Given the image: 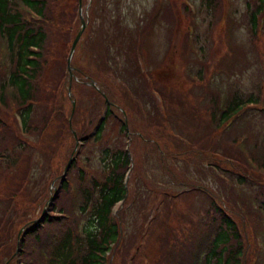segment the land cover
<instances>
[{
  "label": "trees",
  "instance_id": "obj_1",
  "mask_svg": "<svg viewBox=\"0 0 264 264\" xmlns=\"http://www.w3.org/2000/svg\"><path fill=\"white\" fill-rule=\"evenodd\" d=\"M198 2V6L193 1L192 6L188 5L191 10L186 5L179 4L183 16L187 17V20L185 17L184 27L187 29L186 25L189 23L191 27H188L187 30L193 35L195 43L197 37L195 29L198 27L194 18L198 12H201L205 19L204 25L198 15L200 18L198 25L202 23L203 33L213 36L214 33L210 30L214 25L210 23L218 20L222 6V0H198ZM243 2L238 14L245 17L244 26L247 27L248 40L255 45L258 37L255 30L256 25L259 18L264 16V0H243ZM90 3L92 6L93 1L91 0ZM77 6L78 0L67 2L66 0H0V156L1 151L5 153L9 147L7 152L14 155V158L11 159L13 165L17 161L18 154L29 149L31 144L27 141L41 143L40 139L45 132L48 135L44 139L49 136L50 127L53 125L57 127L58 135L59 130H62L73 139V133L70 131L67 120L71 109L70 105L66 104L67 98H65L64 91L67 90L65 88L69 83L65 65L67 52L74 35L73 29L76 24H79ZM104 6L100 9L103 15L104 12L107 13ZM162 6L157 17H161L160 20L164 23L167 37L170 39L167 43L170 45L173 42L171 32H175V36H177L174 27L175 19L170 7L165 4ZM113 24L116 28L117 24L111 21L106 34L112 32ZM262 24L264 30V20ZM239 25L243 26L242 23ZM121 30L129 31L124 24H122ZM135 30L138 31L136 28ZM216 42L221 43L222 37L217 39L215 36L211 46ZM207 44V39L199 40L196 43V48L200 53L202 50L206 53L208 51ZM116 51L120 52V47ZM122 52L128 58L126 70L129 72H125L123 76L138 77V65L135 61L133 46L123 49ZM205 57L202 53L197 57L201 61H196L197 68L195 70L198 74H194L197 76L195 80L185 79L180 72L181 81L179 79V82L185 81L195 88L196 94L193 95V98L199 104L203 102L201 104L203 109L211 115L208 127L198 135L199 138L195 139L197 148L193 149L181 146L177 141L172 140L175 138L171 136L172 150H166V153L157 152L156 160L162 166L161 170L170 178L173 171L169 170V163L165 167L162 162L166 160L164 159L166 154L169 159L175 161L181 155H191L194 158L192 160L183 157V167L191 169L194 174L207 168L206 175L213 183L214 190L217 191L212 193L211 190L210 192L209 189L202 188L198 183H188L190 193L195 194L198 198L196 205L201 206L203 210L193 222H186L184 231L181 230L182 237L177 238L176 235H170L165 229L159 243L162 242L165 249L157 264H195L196 248L204 241L208 247L203 264H243L248 246V239L243 228L244 222L235 207L229 211L225 210L227 205L224 204L226 201L224 199L228 197L229 193L234 192V187H243L249 193L252 191L251 197L264 210V131L252 140V149L249 150L252 164H247L242 156L236 155L233 151L225 152V147L222 146L230 137L227 134L231 125L228 120L236 118L244 112L264 116V109L249 106V104L262 102L259 99L262 90L257 84L260 79L257 80L256 85L252 86L251 75L248 72L254 73L255 70L247 68L245 65L238 68L234 78H227L228 82L224 83L226 88L223 91L218 90V87L221 88L219 85L221 82L218 84L208 81L210 76L215 80V76L209 69L206 70ZM256 59H259L258 53L254 55V61ZM252 60L253 58H251V62ZM101 62L105 65L103 59ZM105 71L114 72L117 75H121L123 72L115 70V67ZM95 75L93 81L101 76L98 72ZM104 76L108 77L106 74ZM240 77L247 80L239 82ZM180 83H176V85L178 86ZM245 83L252 86L246 93L241 90ZM167 87L169 86L163 84L160 86V90H166ZM170 87H174V85ZM107 92L104 93L102 86L95 84L94 89L89 86L85 97L89 98L88 103L92 101L88 115L90 121L80 125L78 132H75L77 138L83 141L81 146L90 147L91 153H89L93 156L90 161L96 164L94 170L96 173L89 175L86 170L83 174L80 167L77 166L78 161L71 160L66 174L69 179L72 174L75 177L72 180L78 188V217L82 221L75 225L78 219L74 218L70 212L67 218L61 217V214H65L66 210L69 211L70 208L67 193L68 180H66L53 195V211L58 214L52 218L43 213L37 218L38 221H32L23 227L22 238L18 241L17 249L21 260L26 261L36 256L38 262L34 260V264H111L114 248L120 241V227L113 214V208L114 204L124 199L126 195L123 179L126 171L130 168L131 161H129L125 145L128 134H133L131 133L133 131L127 128L130 108L121 106L116 96L109 101L105 99ZM224 92L226 94H223ZM146 103L151 105L150 99ZM104 107V116L99 121L96 133L92 137L85 138L88 130L96 122L97 114ZM194 113L198 115L200 112L195 110ZM150 115L153 116L152 113ZM105 124L113 130L111 138L103 140L101 135L105 132ZM233 128L234 125L231 127V133ZM161 131L164 132V130ZM222 131L224 132L221 133ZM233 132L238 136V130ZM237 136L231 138L232 144L230 145L232 147ZM217 137L222 142L216 143V146L223 151L216 148L215 145L210 146L213 143L212 139L215 142ZM50 142L53 143L52 140ZM155 149L158 150V147ZM3 153L4 161L0 162L3 164V167L0 166V183L4 178L1 176V172L8 173L12 167ZM7 162L8 164L5 165ZM74 166L75 169L72 171ZM29 168L30 166L28 170ZM214 168L217 174L224 177L212 176V171L209 169ZM28 170H24L18 180L9 176V180L2 181L9 189L7 191L0 189V200L2 198L6 201L16 199V196L22 192L23 183L27 180ZM42 190H48L46 182ZM56 216L60 220L56 219ZM47 231L54 234L53 243L49 246L45 260L39 261L37 249L46 242ZM140 252L141 248L137 254Z\"/></svg>",
  "mask_w": 264,
  "mask_h": 264
},
{
  "label": "rangeland",
  "instance_id": "obj_2",
  "mask_svg": "<svg viewBox=\"0 0 264 264\" xmlns=\"http://www.w3.org/2000/svg\"><path fill=\"white\" fill-rule=\"evenodd\" d=\"M88 1L80 0L79 3L80 15L83 17L85 25L72 53L69 64L70 76L66 70L69 83L65 89L67 87L70 89L69 96H67V90L64 91L65 98H67L66 104L71 105V99H73V105L70 106L72 111L70 112V130L74 133L78 132L80 125L90 121L88 115L92 101L88 103L89 98H86L85 95L89 91V86L94 89L92 84L102 86L104 93L108 89V97H105L108 101L116 96L121 106L130 108L127 128L133 131L131 132L133 134H131L129 141L127 139L128 146L126 148L129 161H131L129 171L124 179L125 194L127 196L125 199L117 201L113 208V214L119 225L122 222L124 232L118 246L114 248L111 264H121V262L122 264H157L162 251L165 249L162 242L159 244L165 229L170 235H176L177 238H180L182 237L181 227L186 222H193L203 210L201 206L196 205L198 198L195 194L190 193L188 183H198L202 188L211 190L212 193L217 191L214 190L213 183L209 181L206 175L207 168H203V170L194 174L191 169L183 167V157L192 160L194 158L191 155H181L175 161L169 159L166 154L164 158L166 160L162 162L165 167L169 163V170L173 171L170 178L161 170L162 166L156 160L157 152L161 153L163 151L166 153V150H172L171 135L177 137L172 140L177 141L181 146L192 149L197 148L195 147V139L200 137L198 135L204 132L211 119L210 113L204 110L201 105L203 102L199 104L193 98L196 90L189 83L183 81L180 86L170 87L180 83L179 72L183 70V67L191 65L185 63V60H188L194 68H197V62L193 59L194 56L188 55L187 51L183 49L184 39L182 35L185 31L186 21L181 11V5H179L183 0H163V4L170 7L175 19L174 27L177 36H175V32H171L173 42L170 45L167 43L170 39L167 37L163 21L160 20L161 17L155 19L150 14L155 3L162 0H92V6ZM194 2L198 6V0H194ZM221 3L220 17L217 21L210 23L214 25L210 30L214 33L213 36L203 33L201 28L203 27L202 23L205 25V19L201 12H198L202 23L198 29L196 28L197 30L195 29L197 33L195 39L196 43L199 40H208V51L206 53L204 50L201 51L203 57L206 54L204 62L207 64L206 70L209 69L213 73L222 71L219 79L216 76V80L218 79L217 81L221 82L219 84L221 88L218 87V90L221 91L226 88L224 83L228 82L227 78H234L238 68L246 65L247 68L255 70L254 73L249 71L248 74L251 75L252 86L256 85L257 80L260 79L257 83L262 90L259 99L264 104V30H260L255 45L252 42L250 43L247 27L244 26L245 17L238 14L244 3L243 0H231L229 5H226L223 1ZM104 5L109 12H104L103 15L100 9ZM199 17L198 21L200 20ZM154 19L157 23H154ZM111 21L117 24L116 28L113 24L111 27L112 32L106 34ZM240 23L243 26H240ZM122 24L126 25L129 31L121 30ZM77 28L78 24L73 29L74 34ZM135 28L139 30L138 33L140 34L139 57L142 65L137 68L139 79L138 77L123 76L125 72H129L126 70L128 58L125 54L123 55L122 51L133 46L132 38L135 35ZM226 34L229 36V41H226ZM215 36L217 39L222 37V42H216L215 45L211 46ZM118 47H120L121 53L116 51ZM258 52L259 59L254 61V55ZM222 54H224L223 58ZM103 56L106 57L103 58ZM251 58H253L252 62ZM102 59L105 65L101 62ZM229 64H231V68L228 66ZM108 65L109 68L115 67V70L123 72L121 75L107 72L105 70L109 69ZM226 67L229 68L226 69ZM97 72L101 76L92 83L91 79L96 76L95 73ZM104 74L108 77H105ZM146 75L150 76V79L146 78ZM239 79V82L247 80L241 77ZM163 84L169 87L166 90H160V86ZM251 87L245 83L241 90L246 93V91H250ZM149 99L151 105L146 103ZM195 110L200 113L196 115ZM143 111L147 112L148 115L147 113L143 114ZM256 114L244 112L237 118L239 120L233 122L228 129L229 133H227L230 137L222 144L225 147V152L233 151L238 155L236 145H233V147L230 145L232 144L231 138L237 136L233 132L236 130H238V133L248 134L245 144L247 148L251 149L253 138L264 131V116ZM233 125L234 128L231 133L230 130ZM104 129L105 132L102 133L101 138L103 140L111 138L113 129L109 128L107 124H105ZM57 130L56 126H51L49 136L44 139L48 135L45 132L40 139L41 143L27 141L31 145H29L27 151L18 154L15 165L11 161L14 155L7 152L9 147L5 153L1 151L0 162L4 161L3 153L12 166L11 171L9 170L8 173L1 172V176L4 177L2 181L9 180V176H13L18 180L24 170L27 171L29 166L30 168L27 180L21 187L22 192L16 196V199L6 201L2 198L0 200V264H11V261L18 255L15 248L20 240V230L27 223L37 219L44 209L47 208L48 211L53 209L49 208V198L63 169H69V165L67 168L65 167V162L75 146V141H72L70 135L62 130H59L58 135ZM161 130H164V132ZM188 135H191V137ZM223 135L225 136V134ZM43 139L44 144L42 143ZM50 140H52V144ZM212 141L213 143L210 146L215 145L216 148L221 150L216 146V143H221L222 140L217 137L215 142L213 139ZM155 147H158V150ZM80 149L78 151L79 162L77 166L80 167L83 174L87 167L93 168L88 171L92 173L95 164L90 161L93 158L89 153L90 149L88 147ZM0 166L3 167V164L0 163ZM74 169L75 166L72 171ZM214 170L215 168L209 169V171H212V176H215ZM71 177L75 179L73 174ZM174 180H176V183H174ZM2 181L0 189L7 191L9 188ZM71 181L74 183L73 180ZM45 182L48 186L47 191L42 190ZM251 193L243 187L240 188L239 192L229 193L228 197L224 199L227 205L225 210L229 211V209H234L233 207L241 206L245 208L244 212L251 213L252 210L247 209V207L250 208ZM129 213L133 217L129 216ZM238 213L240 214L241 211H238ZM244 224L243 228L248 239V246L247 256L243 264H264V222L257 225H249L247 222ZM129 234L132 236V240H130L131 236L128 237ZM137 240L142 241L140 245L141 252L137 254L132 263H129V257L126 258V256L132 251V247Z\"/></svg>",
  "mask_w": 264,
  "mask_h": 264
},
{
  "label": "water",
  "instance_id": "obj_3",
  "mask_svg": "<svg viewBox=\"0 0 264 264\" xmlns=\"http://www.w3.org/2000/svg\"><path fill=\"white\" fill-rule=\"evenodd\" d=\"M79 21H80V26H79V29H78V31H77V34L74 36V38L72 39V41H71V45H70V47H69V51H68V55H67V58H66V69H67V72H68V74L70 75V65H69V60H70V57H71V53H72V51H73V49H74V46H75V44H76V41L78 40V38H79V35L81 34V30L83 29V27H84V21L82 20V18H81V16L79 15ZM69 163V160L66 162V168L68 167V164ZM65 168L63 169V172H62V174L65 172Z\"/></svg>",
  "mask_w": 264,
  "mask_h": 264
},
{
  "label": "bare ground",
  "instance_id": "obj_4",
  "mask_svg": "<svg viewBox=\"0 0 264 264\" xmlns=\"http://www.w3.org/2000/svg\"><path fill=\"white\" fill-rule=\"evenodd\" d=\"M187 16H188V15H187ZM185 17H186V16H185ZM186 20H187V17H186ZM224 53H225V51H224ZM258 54H259V52H258ZM223 55H224V54H222V58H223ZM225 55H226V54H225ZM228 66H230V68H231V64H229ZM227 68H229V67H226V69H227ZM139 109H140V108H139ZM141 109H142V108H141ZM138 112H139V110H138ZM143 112H144L143 114H146V113H147V112H145V111H143ZM139 114H140V112H139ZM140 115H141V114H140ZM147 115H148V113H147ZM147 115H146V116H147ZM143 116H144V115H143ZM141 117H142V116H141ZM149 118H150V117H149ZM146 119H147V118H146ZM151 119H152V118H151ZM208 119H209V118H208ZM147 120H149V119H147ZM147 120H146V121H147ZM198 120H199V119H198ZM146 121H145V122H146ZM202 121H203V120H202ZM150 123H151V122H150ZM150 123H149V125H150ZM154 124H155V123H154ZM199 124H200V123H199ZM109 133H110V132H109ZM190 134H191V133H190ZM111 135H112V134H111ZM191 135H192V134H191ZM191 135H188V136L191 137ZM108 136H109V135H108ZM187 138H188V137H187ZM189 139H190V138H189ZM98 145H99V144H98ZM95 146H96V145H95ZM91 147H92V146H91ZM97 147H98V146H97ZM97 147H96V148H97ZM89 148H90V147H89ZM89 148H88V149H89ZM96 148H95V149H96ZM89 152L91 153V151H89ZM17 153H18V152H17ZM19 155H20V153H19ZM95 165H96V164H95ZM91 169H93V168H91ZM89 170H90V169H89ZM89 170H88V171H89ZM94 170H95V169H94ZM88 171H87V173H89ZM92 171H93V170H92ZM92 173H96V172L93 171ZM92 173L90 172L89 175L92 174ZM86 176H87V175H86ZM91 177H92V176H91ZM85 178H86V177H85ZM89 178H90V177H89ZM85 180H87V179H84V181H85ZM89 180H90V179H89ZM87 181H88V180H87ZM87 181H86V183H87ZM88 182H89V181H88ZM86 183H85V184H86ZM80 186H81V184H80ZM87 187H88V186H87ZM81 188H82V186H81ZM84 188H85V187H84ZM84 188H83V189H84ZM80 191H81V190H80ZM185 193H186V192H185ZM185 196H187V195H185ZM146 201H147V200H146ZM145 208H146V207H145ZM140 211H141V210H140ZM140 211H139V215H140ZM131 213H133V212H131ZM134 213H135V211H134ZM130 215L132 216V214L129 213V216H130ZM135 216H137V215L135 214ZM135 216H134V217H135ZM132 217H133V216H132ZM132 217H131V218H132ZM135 218H136V217H135ZM136 219H137V218H136ZM141 219H142V218H141ZM139 220H140V219H139ZM133 223H134V221H133ZM150 224H151V223H150ZM133 233H134V232H133ZM156 233H159V232L156 231ZM130 234H131V233H130ZM130 234L128 235L129 238H130V236H131ZM153 234H154V233H153ZM153 234H152V235H153ZM132 235H133V234H132ZM158 235H160V233H159ZM152 237H153V236H152ZM130 240H132V236H131V239H130ZM133 240H134V238H133Z\"/></svg>",
  "mask_w": 264,
  "mask_h": 264
}]
</instances>
